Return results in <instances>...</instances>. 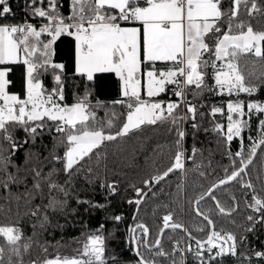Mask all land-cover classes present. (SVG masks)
<instances>
[{"label":"snow or ice","instance_id":"snow-or-ice-1","mask_svg":"<svg viewBox=\"0 0 264 264\" xmlns=\"http://www.w3.org/2000/svg\"><path fill=\"white\" fill-rule=\"evenodd\" d=\"M228 3L229 7L224 8V0H70L71 14L65 16L60 11L61 0H31L30 14L41 20L35 25L27 20L7 22L9 15L14 14L8 0H0V191L9 193L5 199L11 201L13 186L24 185V193L15 194V200L23 199L29 205L26 215L37 218L39 228L43 229L49 222L48 210L63 212L67 207L75 179L86 171L87 180L93 173L91 167L85 168L86 163L93 157L99 163L105 155L101 149L106 144L130 138L145 126L169 124V131H174L177 137L170 166L145 179V188L151 191L153 185L169 174L183 171L185 162L193 160L200 151L193 146L192 155L187 156L183 148L186 131L182 125L191 119L194 130L200 127L195 122L198 109L188 99L189 94L198 96L204 91H215L219 95L246 93L253 97L264 87V76L257 78L258 84L250 83L239 66L240 60L247 56L264 60V31L255 30L242 18L264 16V3L261 0H228ZM63 35L75 41L76 75L88 81L93 80L95 73H114L118 77L124 99L112 104L121 105L124 112L112 111L109 115L106 111L105 119H98L96 109L105 105L99 100L93 105L89 100L91 90L87 87L84 95L76 97L74 103H61L65 99V65L54 62L53 46ZM156 62L165 66L157 69ZM18 63L26 67L24 98L8 91L11 82L7 65ZM50 69L54 86L49 91L40 76ZM209 71L214 81L212 86L206 80ZM169 86L178 100L165 104L155 99L168 91ZM182 106L183 113L180 112ZM218 113L224 114L222 108L213 106L210 114ZM253 117L257 120L259 138L249 137L245 156L241 137ZM227 121L226 130L224 125L216 123L214 131L229 144L241 138V150L227 153L230 157H239L240 162L238 165L234 162L230 172L225 169V177L192 202L195 215L202 218V223L206 222L197 230L209 229L207 239L194 237L183 224L175 221L171 211L162 217V227L154 240L150 228L143 222H136L128 228L129 236L125 241L134 254V264H163L164 261L188 264L189 255L195 264H216L225 256L242 255L237 245L246 237L238 241L232 232L217 231L216 222L201 211L200 203L211 199L219 214L230 216L236 209L228 210L220 204L214 194L217 188L239 180L242 188L255 192L252 182H244L243 176L248 175L247 169L257 149L264 148V101L229 100ZM18 131H22V137L17 136ZM46 131L55 133L51 147L43 143ZM41 149L47 152L46 156ZM22 150L23 164L17 161ZM46 167L49 168L47 172ZM60 173L65 177L63 183L59 180ZM29 178L30 188L27 186ZM100 186L106 188L109 195L117 192L115 182ZM133 188L136 198L128 203L136 205L133 220L137 221L139 207L148 192ZM37 198H46L47 203L32 206ZM76 202L106 208L104 204H93L79 197ZM246 205L257 214L246 217L250 226L245 231L252 232L257 224L264 223V198L253 194ZM111 219L119 223L123 217L117 214ZM32 227L33 236H26L18 224L0 226V241H3L0 264H4L6 255L7 264H120L118 256L106 254L103 224L87 235L74 256L59 252L50 255L48 247L34 239L37 225ZM169 228L183 231L188 242L182 246L181 241L174 240L171 250H166L162 240L165 229ZM34 244L41 248L43 255L26 261ZM253 251L255 257L264 259V251ZM244 259L250 261L251 257Z\"/></svg>","mask_w":264,"mask_h":264},{"label":"trees","instance_id":"trees-1","mask_svg":"<svg viewBox=\"0 0 264 264\" xmlns=\"http://www.w3.org/2000/svg\"><path fill=\"white\" fill-rule=\"evenodd\" d=\"M8 2L14 15H9L7 22L22 23L27 20L35 25L41 23L40 18L32 17L30 14L28 6L31 0H8ZM261 3H264V0H261ZM61 4L60 11L62 14L70 15V0H61ZM223 7H229L228 0H224ZM242 18L249 21L255 30L264 31V16L257 15L255 18L244 16ZM210 43H214V41H210ZM53 47L54 62L65 65L63 73L65 99L62 104L74 103L76 97L84 95L87 87L91 90L90 102L95 105L96 101L99 100L105 105V107L96 109L98 119H105L106 111L109 115L112 111L117 113L125 111L121 105L112 104L113 101L124 99L120 96L119 79L114 73H96L93 80L88 81L86 77L75 74V41L71 36H61ZM159 65L161 64H155V66ZM239 66L246 80L250 83L258 84L257 78L264 76V60L255 56L242 58ZM7 67L10 68L8 79L11 82L8 91L24 98L26 67L22 63L7 65ZM143 70L142 66V72ZM40 79L47 90L50 91L54 86L51 69L47 73H42ZM206 80L209 86L214 84L210 71ZM171 88L172 86L155 99H166ZM248 98L264 101V87H261L253 97ZM188 99L197 106L198 114L195 122L200 127L198 131L194 130L191 119L182 125L186 131L183 148L187 156L192 155L193 146L200 151L196 153L193 160L185 162L183 171H175L169 174L159 184L153 185L151 191L145 188L143 184L145 179L162 173L170 166V161L176 151L175 140L177 138L174 131H169L171 127L169 124L145 126L143 131L137 132L130 138L106 144L101 149L105 155L101 157L99 163L95 157L86 163L85 168L91 167L93 173L88 176L87 180L85 179V176L88 175L86 171L75 179L70 190L67 207L63 212L48 210L49 222L43 229L39 228L37 218L26 215L29 205L25 204L23 199L19 202L15 200V194L24 193V185L12 187L11 201L5 199L9 193L0 191V226L18 224L26 236H33L32 225L36 224L34 239L47 246L50 255L59 252L62 255L74 256L77 249L82 247L87 235L95 232L103 224L105 227L102 234L106 238V254L118 256L120 264H134L135 260L133 252L125 242L129 236L128 228L134 226L136 222H143L150 228L151 239L154 240L160 227H162V217L169 211L174 212V219L177 223L183 224L192 232L194 237L204 240L209 229H205L203 232L197 230V228L203 227L206 222L202 223V218L195 215L192 202L216 181L223 179L226 175L225 169L230 172L234 162L239 164V157H230L227 153L231 151L234 154L239 148L241 138L245 140L248 135L257 132V120L253 117L250 121V127L244 130L242 137L235 138L229 144L221 134L214 131L216 123H224L228 97L217 95L215 91H204L198 96L189 94ZM213 106L221 107L224 114L211 115ZM180 112L182 113V107ZM53 135H55L54 132L48 134L46 131L43 143L51 147ZM257 135L259 138L258 132ZM17 136L22 137V131H18ZM58 151L62 155V151L59 149ZM41 152L43 155H47L43 149ZM244 153L246 156L247 152L244 151ZM23 155L22 150L17 156L18 163L23 164ZM48 170L49 168L46 167L45 172ZM201 172L204 175H201ZM247 172L248 175H244L243 180L244 182L250 180L254 185L255 192L251 189L242 188L239 180L215 190L216 199L225 209H236L230 216L219 214L215 207V201L211 199L206 198L200 203L201 211L208 213L216 222L217 231L232 232L237 236L238 241L240 237H246L237 245L238 253L242 255L238 257L225 256L216 264H264V259L255 257L253 251H264V223L257 224L255 231H245L250 226L246 217L257 215L247 207L246 200L251 202L253 194L264 198V148H258L257 155L249 165ZM64 179L63 173H60V182L63 183ZM113 182L116 184L117 192L114 195H109L108 190L100 185ZM27 186L31 187L30 178ZM133 186L148 192L147 198L139 207L137 221L133 220V214L137 211V207L135 204L128 203L129 200L136 198ZM45 192H47L46 186ZM77 197L81 200L91 201L93 204H104L106 208H93L87 204H77ZM61 198H63L62 194ZM46 203V198L43 200L37 198L32 206ZM117 214L123 217L119 223L111 219L113 215ZM183 238L185 242H188L182 231L166 230L162 243L164 248L170 251L172 242L174 240L181 241L183 245ZM191 242L194 244V241ZM2 243L3 241H0V244ZM42 255L41 248L34 244L30 256H26L25 259L27 261L29 258L35 259ZM244 257H251V260L244 259ZM178 258L179 254H177ZM4 264H7V255ZM163 264H169V262L164 261ZM188 264H195L191 255L188 256Z\"/></svg>","mask_w":264,"mask_h":264},{"label":"rangeland","instance_id":"rangeland-1","mask_svg":"<svg viewBox=\"0 0 264 264\" xmlns=\"http://www.w3.org/2000/svg\"><path fill=\"white\" fill-rule=\"evenodd\" d=\"M223 95L225 97H228V100L226 101V108H225V114H224V123L222 124V125L225 126V130H226V126H227V123H228V121H227V103L229 102V100H232V101H236V100L248 101L250 98H248L249 96L246 93H240L238 96L237 95L229 96L227 93H225ZM245 147H247V144L245 145Z\"/></svg>","mask_w":264,"mask_h":264},{"label":"built area","instance_id":"built-area-1","mask_svg":"<svg viewBox=\"0 0 264 264\" xmlns=\"http://www.w3.org/2000/svg\"><path fill=\"white\" fill-rule=\"evenodd\" d=\"M171 92H172V89H171ZM178 100V99H177ZM169 101H176V100H165V101H163L165 104L167 103V102H169ZM61 103H62V101H61ZM184 112V108H183V106H182V113ZM249 137H254V138H258V135H257V132L256 133H251L250 135H248L247 136V138L245 139V140H243V142H244V151L245 152H247V150H248V146L250 145V140H249ZM247 144V147H245V145ZM239 150H241V141H240V144H239V148H238V150L237 151H239ZM186 154V153H185ZM184 243H186L185 242V239L183 238V244ZM183 246V245H182Z\"/></svg>","mask_w":264,"mask_h":264},{"label":"crops","instance_id":"crops-1","mask_svg":"<svg viewBox=\"0 0 264 264\" xmlns=\"http://www.w3.org/2000/svg\"><path fill=\"white\" fill-rule=\"evenodd\" d=\"M130 26H139V25H130ZM157 63V65L158 64H161V65H159V66H155L157 69H159V68H163L165 65L164 64H162L161 62H156ZM74 69H75V52H74ZM96 74V73H95ZM118 78V77H117ZM119 83H120V81H119ZM170 87V86H169ZM172 89V88H171ZM170 93H172V92H170ZM163 93H161L160 95H162ZM120 96H121V83H120ZM122 97V96H121ZM123 98V97H122ZM144 99H147V96L145 95L144 96ZM160 101H165V100H169L168 99V96H167V98L166 99H159Z\"/></svg>","mask_w":264,"mask_h":264},{"label":"water","instance_id":"water-1","mask_svg":"<svg viewBox=\"0 0 264 264\" xmlns=\"http://www.w3.org/2000/svg\"><path fill=\"white\" fill-rule=\"evenodd\" d=\"M168 99H169V100H177L178 98L175 97L172 93H169V95H168ZM257 150H258V149H257ZM253 159H254V158H253ZM252 161H253V160H252ZM218 181H219V180H218ZM218 181H216L215 183H217ZM232 182H233V181H232ZM215 183H214V184H215ZM230 183H231V182H230ZM228 184H229V183H228ZM212 185H213V184H212ZM222 186H223V185H222ZM220 187H221V186H220ZM206 191H207V190H206ZM206 191H205V192H206ZM205 192H204V193H205ZM200 196H201V195H200ZM197 198H198V197H197ZM197 198H196V199H197ZM196 199H195V200H196ZM195 200H194V201H195ZM193 207H194V204H193ZM166 230H172V229L169 228V229H165V231H166ZM178 230H179V229H178ZM179 231H181V230H179ZM182 232H183V231H182ZM183 233H184V232H183ZM184 234H185V233H184ZM185 235H186V234H185ZM206 239H207V237H206L204 240H206Z\"/></svg>","mask_w":264,"mask_h":264}]
</instances>
